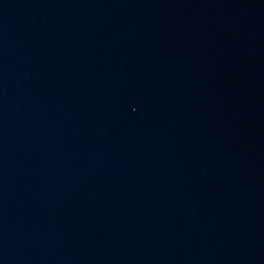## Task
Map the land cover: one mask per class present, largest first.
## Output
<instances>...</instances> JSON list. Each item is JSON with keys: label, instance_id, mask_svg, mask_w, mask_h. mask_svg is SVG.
<instances>
[{"label": "water", "instance_id": "1", "mask_svg": "<svg viewBox=\"0 0 264 264\" xmlns=\"http://www.w3.org/2000/svg\"><path fill=\"white\" fill-rule=\"evenodd\" d=\"M0 264H264V0H0Z\"/></svg>", "mask_w": 264, "mask_h": 264}]
</instances>
